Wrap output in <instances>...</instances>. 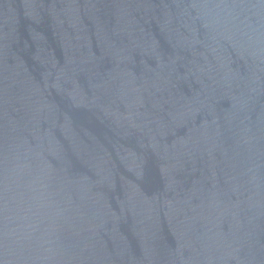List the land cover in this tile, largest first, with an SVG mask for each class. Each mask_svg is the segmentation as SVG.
<instances>
[{
	"label": "water",
	"instance_id": "obj_1",
	"mask_svg": "<svg viewBox=\"0 0 264 264\" xmlns=\"http://www.w3.org/2000/svg\"><path fill=\"white\" fill-rule=\"evenodd\" d=\"M0 264H264V0H0Z\"/></svg>",
	"mask_w": 264,
	"mask_h": 264
}]
</instances>
